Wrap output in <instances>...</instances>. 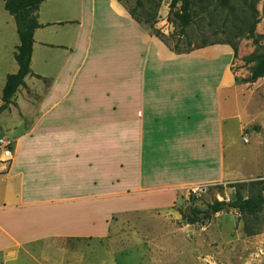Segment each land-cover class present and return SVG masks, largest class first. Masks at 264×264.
<instances>
[{"label": "rangeland", "instance_id": "obj_1", "mask_svg": "<svg viewBox=\"0 0 264 264\" xmlns=\"http://www.w3.org/2000/svg\"><path fill=\"white\" fill-rule=\"evenodd\" d=\"M192 1V21L180 29L176 21L171 22V0H119L138 22L152 34L157 31V38L176 52L211 45L232 44L237 48L232 59L224 54H202L198 60L199 78L190 72L191 92L197 95L198 90L206 89L207 103L210 87L220 77L223 80L229 76L228 69L234 77L235 87L221 90L217 96L223 152L212 154L210 167L190 178L216 181L203 183L207 188L197 195L188 194V188L197 184L171 190L166 187V177L147 168L155 155L139 154L135 143L124 151L111 147L104 153V165L98 161L80 162L77 154L72 164L64 165L66 170L59 163L50 164L33 149L28 159L10 171L17 187L20 180L25 181L27 200L100 196L86 201L52 202L27 211V217L39 223V231L45 232V240L15 251L14 264H264V209L252 218L253 229L259 232L248 236L238 211L225 207L214 213L210 208L215 201L228 203L237 193L244 198L264 195L261 186L249 184L264 180V77L252 81L250 68L256 62L243 61L264 53V0H230L228 7L218 6L217 0ZM108 3L95 0L97 18L107 12L115 19ZM101 45L104 50L117 52L121 43L103 37ZM19 123L17 114L5 111L0 115V133L12 140L8 129ZM82 176L96 184L81 186ZM4 179L1 172L0 187ZM191 209L200 213L193 216ZM67 229L89 236L55 235Z\"/></svg>", "mask_w": 264, "mask_h": 264}, {"label": "crops", "instance_id": "obj_2", "mask_svg": "<svg viewBox=\"0 0 264 264\" xmlns=\"http://www.w3.org/2000/svg\"><path fill=\"white\" fill-rule=\"evenodd\" d=\"M94 4L95 0H44L39 7L40 27L33 33L31 75L17 90L15 106L6 110L17 114L20 123L8 129L12 135V140L8 138L13 145L12 160L7 171L0 167L5 177L0 187V264H14L15 251L28 243L44 242L45 232L39 231L37 221L27 217V211L52 202L70 203L100 196L27 200L25 181L20 180L17 187L10 171L28 159L33 149L50 164L59 163L66 170L64 165L72 164L77 154L80 162L98 161L104 165V153L111 147L124 151L135 143L139 154L155 155L147 168L166 177V187L171 190L216 181L190 178L210 167L212 154L223 152L217 96L221 90L235 87L234 77L228 69L229 76L223 80L220 77L210 87L207 103L206 89L198 90L197 95L191 92L190 72L199 78L198 60L202 54H224L232 59V49L211 45L176 52L131 17L119 0L108 3L115 19L109 18L107 12L97 18ZM1 6L3 89L6 76L18 70L14 54L19 40L15 41V22L4 9L3 0ZM103 37L121 43L117 52L102 48ZM80 180L81 186L96 184L83 176ZM55 235L89 236L72 229Z\"/></svg>", "mask_w": 264, "mask_h": 264}, {"label": "trees", "instance_id": "obj_3", "mask_svg": "<svg viewBox=\"0 0 264 264\" xmlns=\"http://www.w3.org/2000/svg\"><path fill=\"white\" fill-rule=\"evenodd\" d=\"M3 1L4 9L9 13V15L13 17L15 22L19 45L17 46L16 52L14 54V59L17 63L18 70L14 74H8L5 78V84L1 95L0 115L9 109L10 105L15 106L13 98L17 90L21 86L25 85V77L31 75L30 61L33 47V33L40 27V24L37 21V14L39 7L44 0ZM178 3L180 4L179 9L175 12H172ZM217 3L220 7H228L230 0H217ZM169 7L171 10L169 14H172V16L174 15L171 22L176 21L180 29L186 28L191 23V10L193 7L192 0H171ZM129 14L138 22L132 11H129ZM150 25L152 28L154 23L151 22ZM153 34L156 37L159 36L157 31H154ZM230 47L233 51V57H235L237 54V48L232 44ZM243 61L245 63L256 62L250 68V79L252 81L264 77V53L251 55L250 57L245 58ZM256 130L259 131L258 127ZM249 184L261 186L262 190L264 191V180L250 182ZM226 205H228L230 209L236 210L243 215V230L246 235L253 236L259 232L258 229H253L252 218H257V214L263 211L264 195L244 198L240 193H237L228 203L215 201L210 208L214 213H217L224 210ZM190 212L193 216H197L200 213L198 209H191ZM260 228L259 230H261ZM262 228L264 230V223L262 224Z\"/></svg>", "mask_w": 264, "mask_h": 264}, {"label": "built area", "instance_id": "obj_4", "mask_svg": "<svg viewBox=\"0 0 264 264\" xmlns=\"http://www.w3.org/2000/svg\"><path fill=\"white\" fill-rule=\"evenodd\" d=\"M11 148L12 142L4 135H0V164L2 165V170H6L7 164L12 160ZM206 188L204 184L193 185L188 188V194L197 195L198 193L204 192Z\"/></svg>", "mask_w": 264, "mask_h": 264}, {"label": "water", "instance_id": "obj_5", "mask_svg": "<svg viewBox=\"0 0 264 264\" xmlns=\"http://www.w3.org/2000/svg\"><path fill=\"white\" fill-rule=\"evenodd\" d=\"M226 208H229V206H228V205H226Z\"/></svg>", "mask_w": 264, "mask_h": 264}]
</instances>
